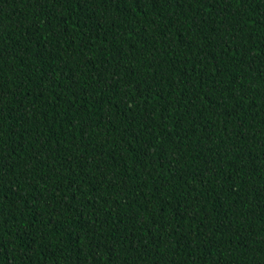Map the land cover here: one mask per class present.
I'll return each instance as SVG.
<instances>
[{
    "label": "trees",
    "instance_id": "trees-1",
    "mask_svg": "<svg viewBox=\"0 0 264 264\" xmlns=\"http://www.w3.org/2000/svg\"><path fill=\"white\" fill-rule=\"evenodd\" d=\"M0 264H264V0H0Z\"/></svg>",
    "mask_w": 264,
    "mask_h": 264
}]
</instances>
